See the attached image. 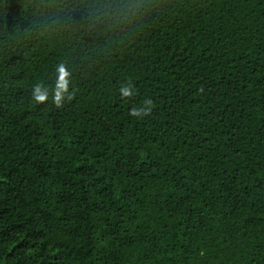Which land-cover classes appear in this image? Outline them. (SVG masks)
Returning <instances> with one entry per match:
<instances>
[{
  "label": "trees",
  "instance_id": "1",
  "mask_svg": "<svg viewBox=\"0 0 264 264\" xmlns=\"http://www.w3.org/2000/svg\"><path fill=\"white\" fill-rule=\"evenodd\" d=\"M140 2L0 0V264H264V0Z\"/></svg>",
  "mask_w": 264,
  "mask_h": 264
},
{
  "label": "clouds",
  "instance_id": "2",
  "mask_svg": "<svg viewBox=\"0 0 264 264\" xmlns=\"http://www.w3.org/2000/svg\"><path fill=\"white\" fill-rule=\"evenodd\" d=\"M143 9V4L140 0H109L101 15L109 16L117 20L129 19L136 16ZM56 80L52 89V103L57 107H63L65 99L72 100L75 93L70 91L72 73L63 63L56 67ZM122 97H130L133 95L134 89L131 84L122 85L120 88ZM33 99L37 104H44L49 100V90L41 84H36L33 89ZM147 105L144 108H133L130 110L132 116L148 115L151 112L153 102L149 99L145 101Z\"/></svg>",
  "mask_w": 264,
  "mask_h": 264
}]
</instances>
